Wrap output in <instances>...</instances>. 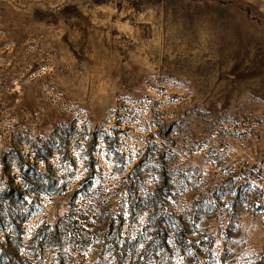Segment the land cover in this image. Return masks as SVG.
I'll return each mask as SVG.
<instances>
[{"label":"rangeland","instance_id":"obj_1","mask_svg":"<svg viewBox=\"0 0 264 264\" xmlns=\"http://www.w3.org/2000/svg\"><path fill=\"white\" fill-rule=\"evenodd\" d=\"M0 264H264V0H0Z\"/></svg>","mask_w":264,"mask_h":264}]
</instances>
